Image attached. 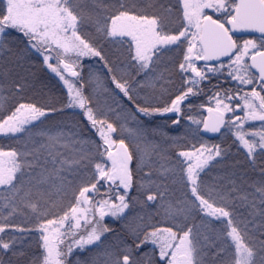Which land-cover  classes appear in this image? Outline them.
<instances>
[{
	"label": "snow or ice",
	"instance_id": "obj_1",
	"mask_svg": "<svg viewBox=\"0 0 264 264\" xmlns=\"http://www.w3.org/2000/svg\"><path fill=\"white\" fill-rule=\"evenodd\" d=\"M173 17L178 27H171ZM86 28L91 31L85 33ZM243 30L260 33L259 40L237 43L233 34ZM105 42L126 46L117 49V58L124 59L115 70L123 75H111V82L134 108L125 111L122 102L109 107L123 120L119 129L101 118L84 94L82 57L98 58L108 73L114 72ZM185 43L182 60L169 61L186 77V90L163 106L137 103L138 89L171 82V71L158 72V66L166 53ZM34 57L66 86L61 107L23 101ZM221 57L229 58L227 65L219 62ZM197 61H204L203 66ZM225 69L238 82L235 93L214 91L209 117H184L182 103L203 92L209 74ZM256 83L259 91L252 87L241 95L239 86ZM160 91L167 88L161 85ZM2 92L20 99L0 117V136L23 138V143L20 148L0 146V264H264V0H0ZM9 98L0 95V109ZM76 108L99 142L86 137L78 123L41 126L49 116ZM237 110L243 115H235ZM168 113L176 114L174 126L186 118L207 133L223 136L222 128L227 129L248 164L239 182L235 173L205 179L230 148L207 140L180 147L178 141L186 137L158 129L149 133L141 120ZM228 113L232 119H226ZM255 121L261 122L259 129H246ZM129 122L137 127L129 128ZM118 131L134 137L132 147L125 139H114ZM150 135L172 143L164 147ZM69 193L66 208L51 200L53 194ZM137 205L156 211L130 215ZM161 214L172 226L145 222ZM17 215H34L35 223L12 222ZM106 217L120 223L126 235L106 223ZM197 219L199 224L189 223ZM85 252L95 255L81 259Z\"/></svg>",
	"mask_w": 264,
	"mask_h": 264
},
{
	"label": "trees",
	"instance_id": "obj_2",
	"mask_svg": "<svg viewBox=\"0 0 264 264\" xmlns=\"http://www.w3.org/2000/svg\"><path fill=\"white\" fill-rule=\"evenodd\" d=\"M172 3L175 4L176 0H172ZM215 19L221 18V16L217 15L214 17ZM174 23L171 25L172 28L178 27V21H176V17H173ZM90 29H84L85 33L90 32ZM259 40L260 36L253 35ZM104 54L108 59L109 63L112 64L114 68L113 73H108L107 70L103 66V62L100 61L98 58L94 57H87L82 59L80 62L83 65L82 76L84 77V94L90 96L93 100L94 107H97L100 111L101 118H107L110 122H114L117 124L119 129L120 125L123 123V120H118L115 112H109V107L116 108L118 103L122 102V107L125 111L128 109H133L134 106L131 102L127 100L126 97H123L119 90L115 89V85L111 82V75H116L118 79H120L123 75L122 72L115 70L116 66L119 65L121 68L123 65L121 61L124 59L123 56H120L119 59L117 58L118 53L117 49L121 51L126 48H122L120 45L107 43L105 42L104 45ZM186 43L182 45L179 49L173 48L172 51L165 54L163 62L158 66L157 71H163L167 68L171 71L172 75L170 77L171 82L166 83L164 81H160L156 84L155 89L151 87H145L142 90H137L138 94H134V99L137 103L145 104L150 103L153 106H163L166 103H170L171 99L175 98V95H178L180 91L186 90L188 85L184 84V79L186 77H182L181 74L176 70V63L182 60L183 52L186 49ZM169 57L172 58L171 62L169 61ZM227 65L228 59L220 61ZM219 63V62H216ZM200 67L203 64H198ZM78 71L80 69H77ZM30 73L34 75H29L28 79L30 82V87H28L24 93L21 94L23 101L25 102H36L38 104H51L55 107L59 108L61 105L65 104L67 101V88L63 84V82L50 70L46 67H43L38 58H33V63L31 67L28 69ZM167 76V73H165ZM210 75V81H205L201 84L203 88V92L193 96H189V99L184 101L181 105L183 116H194L197 119H202L204 114V109L208 107H215L214 101L209 100V96L213 94L214 91H218L220 89H232L233 94L237 90L238 82L232 81L230 77L227 76V69L224 70L222 74L217 75ZM127 79L128 77H124ZM73 83H75V79L71 78ZM140 79V78H138ZM161 85L167 88L166 93H161L160 88ZM216 85L217 87H213ZM79 87V84L76 85ZM135 87V85H133ZM256 87V89H260L259 83L253 85H242L240 87L241 95L246 90H251L252 87ZM109 89L108 92H105L104 89ZM0 95L10 97L4 103L3 109H0V117L7 115L9 110L18 102L20 99L19 97H11L9 93L2 92ZM236 101H233V106ZM242 102V101H241ZM189 105H191V109H189ZM203 105V107H200ZM235 115H243V112L237 110ZM176 118V114L168 113L165 115H156L151 118L141 117L143 121L144 127L151 133V130L158 129L164 133H167L169 136L175 137H186L178 141L180 147L188 146L195 144L199 146V143L202 140H207L209 144H221L224 148H230L229 154L227 157L220 162L216 167L212 168L209 175L205 177V179L211 181L213 177L218 176H229L232 173H235V177L237 182H239L240 173L245 171L248 168L247 161L242 152H237L236 145L233 143L234 137L233 135L227 131V129L222 128V132L227 133L226 135H221L217 133V135L213 137L205 136L201 129V125L193 124L191 121L187 120L186 118L181 119V123L179 125H172V120ZM228 119H231V117ZM56 121H66L70 123H78L83 131L84 135L92 140H96L99 142V138L95 134V130L91 129L88 125L86 118L82 116V110L76 109H65L64 112L58 113L56 115L49 116L48 119L44 122L43 126H48ZM259 121L250 122L249 125H246V129L249 127L259 129L260 127ZM129 128H135L137 125L135 123L129 122L127 125ZM200 129L199 134H196V130ZM150 139H154L155 142L160 143L164 147H168L172 143L170 140H166L164 137L160 135L156 136H149ZM114 139H125L127 143H129L130 147H132L133 143L135 142L134 137L130 136L127 132H119L114 135ZM23 138L18 140L12 137H5L0 136V146L4 147L5 149L9 147L20 148L22 147ZM177 151L179 150L176 149ZM169 154H172V150L169 149ZM239 162V163H237ZM135 170V165H133ZM80 181H78L79 183ZM179 185L177 184L174 186L175 188V195L179 196ZM47 186H45V191ZM104 189H101L103 191ZM35 192V190H34ZM135 195V192H133ZM71 194L69 193L68 196L58 197L55 194L52 195L51 200L57 202L60 208H66L70 202ZM99 198V197H97ZM143 198V197H141ZM51 203V201L49 202ZM43 205V201H41ZM56 211V209H53ZM156 209L154 207H150L147 209L141 208L137 205L130 215H135L136 213H140L141 215H146L147 213H154ZM238 212L243 213L245 210L242 208L237 209ZM14 223L24 224L25 226H31L35 223V216L30 215L29 217H24L17 215L13 218ZM105 222L109 223L111 227L115 228L117 232L121 234V236H125L126 234L123 232L120 223H112L111 218L106 217ZM146 223H151L155 226H163L168 227L172 226L171 222L164 218L161 214L159 216L153 215L150 220L145 221ZM189 223H196L199 224V219L196 221H189ZM204 229L201 228V231ZM109 241L114 240V235H109ZM95 255V252H85L81 259L85 257H91ZM75 260V257H72Z\"/></svg>",
	"mask_w": 264,
	"mask_h": 264
},
{
	"label": "rangeland",
	"instance_id": "obj_3",
	"mask_svg": "<svg viewBox=\"0 0 264 264\" xmlns=\"http://www.w3.org/2000/svg\"><path fill=\"white\" fill-rule=\"evenodd\" d=\"M206 11V14H208V15H212L213 16V18L215 17V16H219L220 14L219 13H214L212 10H205ZM247 39H256L257 40V38L255 37V36H253V35H242V36H239L238 38H236V40H237V43H239V44H242L243 43V41L244 40H247ZM258 41V40H257ZM84 58H87V57H82L81 58V60L82 59H84ZM247 60H248V57H245V62L247 63ZM197 63V66L198 67H200L198 64H200L198 61L196 62ZM255 87H258V86H255ZM260 88V87H259ZM260 89H257V91H259ZM246 91H250V90H246ZM191 96V98L193 97L192 95H190ZM189 99V98H188ZM187 99V100H188ZM242 103V102H241ZM209 108V107H208ZM208 108H205L203 111H204V114H203V116H202V119L203 118H207V117H209V113H208V111H207V109ZM214 108V107H213ZM228 117L230 118L231 117V119L233 118V114L232 113H228V114H226V119H228ZM200 129H201V131H202V133H203V125L201 124V126H200ZM98 137V136H97Z\"/></svg>",
	"mask_w": 264,
	"mask_h": 264
},
{
	"label": "water",
	"instance_id": "obj_4",
	"mask_svg": "<svg viewBox=\"0 0 264 264\" xmlns=\"http://www.w3.org/2000/svg\"><path fill=\"white\" fill-rule=\"evenodd\" d=\"M244 34L261 35L260 33L254 32V31H251V30L237 31L233 35L234 36H241V35H244ZM226 59H228V57H221V60L220 61H223V60H226ZM247 61H248V64H251L250 57H248V60ZM198 62L204 63V61H198ZM215 62H217V61H212V63H215ZM251 71L253 73H256L258 75V70L257 69L253 68ZM203 134L206 135V136H208V137H213V136L217 135V133H207V132H204V131H203Z\"/></svg>",
	"mask_w": 264,
	"mask_h": 264
}]
</instances>
